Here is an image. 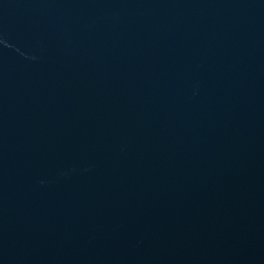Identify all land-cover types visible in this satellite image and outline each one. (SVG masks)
Wrapping results in <instances>:
<instances>
[{"label": "water", "instance_id": "95a60500", "mask_svg": "<svg viewBox=\"0 0 264 264\" xmlns=\"http://www.w3.org/2000/svg\"><path fill=\"white\" fill-rule=\"evenodd\" d=\"M264 259V0H0V264Z\"/></svg>", "mask_w": 264, "mask_h": 264}]
</instances>
